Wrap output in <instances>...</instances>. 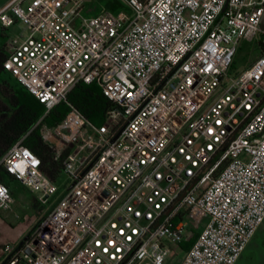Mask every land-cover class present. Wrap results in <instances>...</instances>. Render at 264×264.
I'll list each match as a JSON object with an SVG mask.
<instances>
[{
    "label": "built area",
    "instance_id": "obj_1",
    "mask_svg": "<svg viewBox=\"0 0 264 264\" xmlns=\"http://www.w3.org/2000/svg\"><path fill=\"white\" fill-rule=\"evenodd\" d=\"M6 0L2 69L43 104L0 168L44 203L56 191L23 143L36 129L68 183L28 237L0 241V264H234L264 220V0ZM77 21V23H76ZM257 53L231 72L240 40ZM94 83L98 124L67 103ZM11 194L0 180V208Z\"/></svg>",
    "mask_w": 264,
    "mask_h": 264
},
{
    "label": "trees",
    "instance_id": "obj_2",
    "mask_svg": "<svg viewBox=\"0 0 264 264\" xmlns=\"http://www.w3.org/2000/svg\"><path fill=\"white\" fill-rule=\"evenodd\" d=\"M4 57L5 53L1 44L0 73L3 71L1 64ZM10 97L12 99L10 109L0 100V155L31 127L44 110L43 104L24 88H10ZM67 103L94 124L101 122L104 111L110 106L109 100L102 95L94 83L79 82L67 94L65 101L56 104L48 111L44 122L50 125L58 121L68 109ZM23 143L40 158L41 169L49 179L53 180L60 174V159H53L52 151L42 143L36 129L28 132ZM6 179L15 181L0 168V180L7 184ZM195 235L196 233L192 232L189 238L181 240L178 243L179 248L182 250L188 248Z\"/></svg>",
    "mask_w": 264,
    "mask_h": 264
},
{
    "label": "rangeland",
    "instance_id": "obj_3",
    "mask_svg": "<svg viewBox=\"0 0 264 264\" xmlns=\"http://www.w3.org/2000/svg\"><path fill=\"white\" fill-rule=\"evenodd\" d=\"M117 2V3H116ZM113 5L112 7L109 5ZM101 9L116 12L123 10L129 13V9L120 3L118 0H89L83 4L79 15L88 17L95 14ZM77 23V21H76ZM21 27L19 22L14 23L7 29L0 28V45L5 39L6 32H14ZM259 33L251 41L240 40L237 44L236 52L232 59L231 72H237L242 69L252 58L258 50ZM0 100L10 109V88H22L14 79L4 70L0 73ZM9 100V101H8ZM11 192L10 210L0 208V241L17 242L19 239L28 237L31 232V227L38 216L45 209L49 208L51 204L64 191L68 179L60 173L54 178V185L56 191L49 196L44 203L37 200V193L30 192L26 188L19 186L16 181L5 180ZM248 250H259L264 252V221L260 230L255 234ZM180 257V251L177 249L166 257L164 264H177ZM264 260V259H263Z\"/></svg>",
    "mask_w": 264,
    "mask_h": 264
},
{
    "label": "crops",
    "instance_id": "obj_4",
    "mask_svg": "<svg viewBox=\"0 0 264 264\" xmlns=\"http://www.w3.org/2000/svg\"><path fill=\"white\" fill-rule=\"evenodd\" d=\"M6 0H0V5H2ZM17 182V181H16ZM18 183V182H17ZM19 184V183H18ZM19 186H22L19 184ZM23 187V186H22ZM11 194V192H10ZM12 195V194H11ZM264 221V220H263ZM263 223V222H262ZM261 225L258 227V229L255 231V233L253 234L252 238L249 240V242L247 243V245L244 247V249L241 251L239 257L237 258V260L234 262V264H264V252L259 251V250H248V246L251 244L253 237L255 236V234L260 230ZM3 241V240H2ZM180 251V255L182 253V249L179 250Z\"/></svg>",
    "mask_w": 264,
    "mask_h": 264
},
{
    "label": "water",
    "instance_id": "obj_5",
    "mask_svg": "<svg viewBox=\"0 0 264 264\" xmlns=\"http://www.w3.org/2000/svg\"><path fill=\"white\" fill-rule=\"evenodd\" d=\"M259 29L264 31V11H263L262 17L259 22Z\"/></svg>",
    "mask_w": 264,
    "mask_h": 264
}]
</instances>
